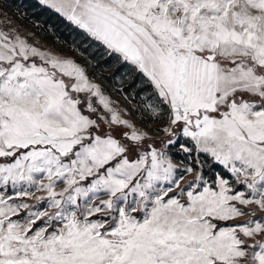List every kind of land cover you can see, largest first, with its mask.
<instances>
[{"label": "snow or ice", "instance_id": "6c2138e0", "mask_svg": "<svg viewBox=\"0 0 264 264\" xmlns=\"http://www.w3.org/2000/svg\"><path fill=\"white\" fill-rule=\"evenodd\" d=\"M37 2L87 63L0 0V264H264V0Z\"/></svg>", "mask_w": 264, "mask_h": 264}, {"label": "trees", "instance_id": "16d2710c", "mask_svg": "<svg viewBox=\"0 0 264 264\" xmlns=\"http://www.w3.org/2000/svg\"><path fill=\"white\" fill-rule=\"evenodd\" d=\"M15 4L19 8V13L13 10L12 14L20 17L36 34L47 40L57 41L74 50L78 55H80V51H77L78 46L81 50L88 46V41L82 31L56 11L39 4L36 0H15ZM93 51L94 47L89 49L90 53ZM91 71H96L98 74L102 73L100 79L112 86V81L103 79V77L111 76V69L93 67ZM115 86L117 87V85Z\"/></svg>", "mask_w": 264, "mask_h": 264}, {"label": "rangeland", "instance_id": "374dc122", "mask_svg": "<svg viewBox=\"0 0 264 264\" xmlns=\"http://www.w3.org/2000/svg\"><path fill=\"white\" fill-rule=\"evenodd\" d=\"M37 1V0H36ZM49 8V7H48ZM51 9V8H50ZM54 10V9H52ZM55 11V10H54ZM12 14V13H11ZM59 14V13H58ZM13 15V14H12ZM60 15V14H59ZM15 17H17V21H16V26L20 27V32L21 35L27 36L29 38V42H36L38 43V45L42 48V50H50L54 53H61V54H68V55H73L75 56V58L81 62V63H85L86 61H84L82 59V57L80 55H78L74 50L63 46L62 44L58 43L57 41H50L47 40L46 38H44L41 35L36 34L29 26H27L23 20L16 16L13 15ZM63 17V16H62ZM67 20V19H66ZM92 70V68H90V71ZM98 82H101L104 84V86L109 90V92L111 93V85L108 84V82L103 81L102 79H99ZM117 87H121L122 85L119 83H116ZM113 98L114 99H118L120 100L121 98L119 96H117L115 93H112ZM133 104H137L139 101L138 100H133L132 101ZM121 103H123V101L121 100Z\"/></svg>", "mask_w": 264, "mask_h": 264}]
</instances>
